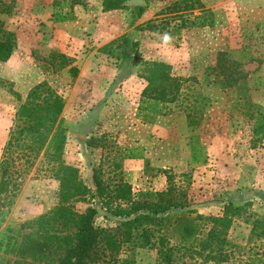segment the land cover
Segmentation results:
<instances>
[{"label": "rangeland", "instance_id": "374dc122", "mask_svg": "<svg viewBox=\"0 0 264 264\" xmlns=\"http://www.w3.org/2000/svg\"><path fill=\"white\" fill-rule=\"evenodd\" d=\"M102 1L0 0L1 27L16 41L0 62V179L15 113L28 91L46 82L64 101L63 160L83 183L93 174L108 189L121 180L135 199L172 186L184 193L191 217L218 216L225 205L245 202L264 216V138L254 136L249 116L264 109V0H145L139 15L127 4L103 11ZM125 39L134 43L127 53ZM151 62L167 64L180 80L176 99L155 115L139 110ZM129 148L141 158H124ZM9 169L11 185L0 193L4 239L58 203V183L42 154ZM89 206L98 210L97 227L119 224L96 196L73 204L78 212ZM249 234L237 217L228 240L245 245ZM156 262L154 250L126 245L116 264ZM0 264L45 262L2 245Z\"/></svg>", "mask_w": 264, "mask_h": 264}, {"label": "trees", "instance_id": "16d2710c", "mask_svg": "<svg viewBox=\"0 0 264 264\" xmlns=\"http://www.w3.org/2000/svg\"><path fill=\"white\" fill-rule=\"evenodd\" d=\"M102 6L103 11H111L127 5L126 0H103ZM140 7H135L137 15L141 13ZM191 8V3L182 7ZM124 42L123 51L129 49L127 53L134 43L127 39ZM15 47V35L4 30L0 23V62L8 61ZM61 59L65 64V56L61 55ZM143 79L146 85L139 110L160 114V105L176 99L180 80L163 62L148 63ZM63 107V98L41 82L28 91L15 113L1 161L0 193L11 185L9 167L14 160L24 158L29 166L42 154L58 183V203L12 230L8 238L0 237V246L20 258L45 264H95L105 259L116 264L126 245L130 249L154 250L156 264H264V216L249 212V202L227 204L218 216L191 217L193 210L187 209L184 193L172 186L135 199L130 184L121 180L111 189L94 174L88 184L83 183L78 169L63 160L66 143V129L60 124ZM249 116L253 119L254 136L264 138V109L255 107ZM137 152L136 148H129L123 157L141 158ZM88 196L98 197L111 215L121 219L114 229L95 225L96 207L89 206L83 212L74 209L75 202L85 201ZM237 217L250 227L245 245L228 240V231ZM170 228L173 233L168 235L165 231Z\"/></svg>", "mask_w": 264, "mask_h": 264}, {"label": "water", "instance_id": "95a60500", "mask_svg": "<svg viewBox=\"0 0 264 264\" xmlns=\"http://www.w3.org/2000/svg\"><path fill=\"white\" fill-rule=\"evenodd\" d=\"M145 3V0H126V4L129 6L140 7Z\"/></svg>", "mask_w": 264, "mask_h": 264}]
</instances>
